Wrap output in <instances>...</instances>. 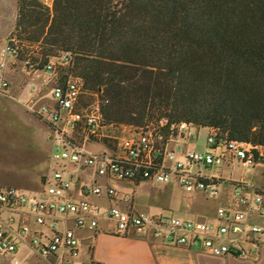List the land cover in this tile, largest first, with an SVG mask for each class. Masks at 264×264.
<instances>
[{
  "label": "built area",
  "instance_id": "1",
  "mask_svg": "<svg viewBox=\"0 0 264 264\" xmlns=\"http://www.w3.org/2000/svg\"><path fill=\"white\" fill-rule=\"evenodd\" d=\"M40 1L51 5L54 0ZM25 46L9 37L0 51L4 58L0 67L6 66V58L22 64L23 84L29 90L25 106L50 125L52 139L59 144L53 158L63 164L45 184L43 196H30L16 185L0 186V264H8L6 256H11L9 264H98L76 262L80 239L75 229L95 230L103 219L114 223L119 234L151 237L213 255L249 258L260 252L262 228L252 217L264 215V186L228 179L225 171L236 165L263 166V146L232 139L214 127L163 117L131 128L115 147L91 151L87 142L109 138L106 128L112 124L105 120L99 94L94 93L92 105H81L86 89L83 79L72 72L70 52H62L57 61L35 60L30 54L22 58ZM10 89L9 79L1 78L0 94L10 95ZM75 133L83 135V141H77ZM201 139V149L189 146ZM69 163L92 169L102 180L80 182ZM143 182L176 184L188 196L200 192L216 198L225 195L223 185L229 183L232 190L230 201L217 208L216 218L203 221L135 208L137 187ZM104 200L109 201L105 207ZM120 201L128 206L121 207ZM22 245L30 253L19 258ZM31 255L38 260L28 262Z\"/></svg>",
  "mask_w": 264,
  "mask_h": 264
},
{
  "label": "trees",
  "instance_id": "2",
  "mask_svg": "<svg viewBox=\"0 0 264 264\" xmlns=\"http://www.w3.org/2000/svg\"><path fill=\"white\" fill-rule=\"evenodd\" d=\"M11 37L70 52L108 123L166 117L264 147V0H18Z\"/></svg>",
  "mask_w": 264,
  "mask_h": 264
},
{
  "label": "rangeland",
  "instance_id": "3",
  "mask_svg": "<svg viewBox=\"0 0 264 264\" xmlns=\"http://www.w3.org/2000/svg\"><path fill=\"white\" fill-rule=\"evenodd\" d=\"M14 11V7H0L1 33H5L12 27ZM7 41V37L2 36L0 48ZM24 48L26 51L31 49V52L34 51V55L44 61L48 59L57 61L62 54V51L58 50L41 49L37 44ZM3 60L4 58L0 55V61ZM6 60L9 61L10 58H6ZM12 75L16 77L15 73ZM28 92V88L25 89L19 98L16 95V98H13V96L0 94V186L16 185L28 195L36 196L39 190H42L45 184L52 179L55 170L59 169L60 164L63 163H58L53 158L55 148H58L59 144L50 138L52 133L50 125L40 116L28 110L24 104L23 100L28 96ZM96 98L94 93L86 91L81 97V105L90 106ZM47 101L48 99H44V102ZM136 127L140 126L109 124L106 133L110 137L102 142L94 139L89 140L87 142L88 149L101 151L105 145L115 147L121 137L128 134L131 128L135 129ZM202 133L204 135L205 131ZM75 137L79 142L84 138L80 133H75ZM189 146L201 149L203 141L201 139L198 144L192 143ZM225 176L234 181L242 179L257 184L264 181V165L255 167L236 165L233 171L226 170ZM87 180H94L93 175H90ZM223 187L226 189L225 195L221 193L215 198L200 192L188 196L176 184L143 182L137 187L136 201L138 208L148 212L175 214L181 217L212 221L216 218L219 205L227 204L230 201L232 184L229 183ZM89 199L102 202L94 197ZM104 203L103 207L108 205L109 201L104 200ZM29 253L30 248L27 245H22L17 257L23 258ZM10 258L11 256H6L4 260L9 264ZM2 259L3 257L0 256V261ZM37 260V256L31 255L28 262L33 263Z\"/></svg>",
  "mask_w": 264,
  "mask_h": 264
},
{
  "label": "crops",
  "instance_id": "4",
  "mask_svg": "<svg viewBox=\"0 0 264 264\" xmlns=\"http://www.w3.org/2000/svg\"><path fill=\"white\" fill-rule=\"evenodd\" d=\"M0 7H14L15 10L12 14L14 23L10 30L1 33L0 29V38L5 36L8 39L16 24L18 0H0ZM5 62L6 66L4 68L0 67V79L3 77L9 79L11 89L8 96L19 98L22 92L28 88V85L23 84L24 68L14 58H10L9 61L5 60ZM12 73H15L16 77ZM50 138L52 139V133ZM69 165L80 182L88 181L87 179L90 175H93L94 180H102L96 178L93 170L90 168L77 169L72 163H69ZM252 184L262 187L264 186V181ZM44 188L39 190L38 195H44ZM133 204L135 208L140 209L138 208L136 196ZM119 205L126 208L128 203L120 201ZM252 221L259 224L262 228V232L258 235L261 241V249L257 255L241 258L232 255H213L200 249L169 245L141 235L119 234L116 232L114 223L103 219L95 230L86 228L75 229L80 239V254L76 262L85 263L93 261L98 264H264V215L255 214L252 217ZM38 228L40 227L37 225Z\"/></svg>",
  "mask_w": 264,
  "mask_h": 264
}]
</instances>
